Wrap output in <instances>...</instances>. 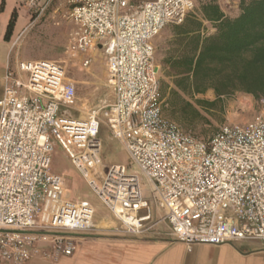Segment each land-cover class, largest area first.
I'll return each instance as SVG.
<instances>
[{
	"label": "built area",
	"instance_id": "2783aa9c",
	"mask_svg": "<svg viewBox=\"0 0 264 264\" xmlns=\"http://www.w3.org/2000/svg\"><path fill=\"white\" fill-rule=\"evenodd\" d=\"M55 1L21 3L37 20ZM57 1L75 25L69 56L89 70L94 53L102 50L114 99L75 119L70 110L79 112L77 88L65 62L7 67L0 99V264L72 257L73 234L97 230L95 208L65 197L66 180L52 169L56 145L121 222L122 233H143L154 203L165 213L161 221L174 242H258L264 248V98L252 121L224 125L208 140L164 114L154 41L168 26L182 25L197 2L208 0ZM225 4L235 6L233 0ZM102 121L138 173L104 167ZM143 182L150 186L149 198ZM117 206L137 225L126 223Z\"/></svg>",
	"mask_w": 264,
	"mask_h": 264
},
{
	"label": "trees",
	"instance_id": "16d2710c",
	"mask_svg": "<svg viewBox=\"0 0 264 264\" xmlns=\"http://www.w3.org/2000/svg\"><path fill=\"white\" fill-rule=\"evenodd\" d=\"M234 14H225L219 0L197 2L194 12L182 25L174 27L172 48L162 67L171 79V93L196 99L209 112L222 99L243 93L264 98V0H233ZM13 13L5 34L9 42L16 25ZM212 90L214 101L196 98ZM183 97V98H182ZM184 101L194 114L200 110Z\"/></svg>",
	"mask_w": 264,
	"mask_h": 264
},
{
	"label": "crops",
	"instance_id": "0c3cea01",
	"mask_svg": "<svg viewBox=\"0 0 264 264\" xmlns=\"http://www.w3.org/2000/svg\"><path fill=\"white\" fill-rule=\"evenodd\" d=\"M236 4L237 2H235ZM234 8L237 9V5ZM223 11L227 14L224 9ZM14 12L17 14V21L13 35L7 42L5 41V34ZM68 13V8L56 0L44 16L33 20L31 14L22 5L21 0H0V47L5 54L4 59L0 61V99L4 93L3 78L7 67L11 65L16 69L21 62H65L68 79L75 83L77 88L78 81L70 76L67 60H53L47 53L43 59L23 60L21 53L13 56V47L31 29H34L31 39L33 49L45 52L43 49L48 45L47 47L52 48L57 53L61 52L64 47L66 48L64 52L66 58L75 60L74 66L79 71L90 73V69L81 70L78 59L70 57L68 54L70 34L75 29L74 23L68 18ZM32 22H34L33 26L26 30ZM101 57L107 60L104 52L98 50L94 53L93 62ZM171 86L174 87L173 84ZM109 95V102H112L114 96L111 91ZM90 114L91 112L88 115ZM153 212V215H156V222L155 232L152 234L144 237L117 234L113 230L116 228V223L109 216H106L105 219L108 218L112 221L109 226L110 230L103 228V221H98L97 230L94 232L73 234L75 252L72 257L61 258L57 262L35 257L27 264H264V248L258 242H241L221 247L204 245L188 247L183 243L174 242L169 236L168 224L161 221L165 213L157 207H153ZM252 244L257 247H250ZM42 249L49 248L43 246Z\"/></svg>",
	"mask_w": 264,
	"mask_h": 264
},
{
	"label": "rangeland",
	"instance_id": "374dc122",
	"mask_svg": "<svg viewBox=\"0 0 264 264\" xmlns=\"http://www.w3.org/2000/svg\"><path fill=\"white\" fill-rule=\"evenodd\" d=\"M224 1L225 0H219L223 9L227 12V14H234L237 11V9L234 8L237 4L230 8L226 6ZM33 33L34 29H31L18 41V43L13 47V56L15 57L17 53H21L23 60L43 59L45 57V53H47L53 60H67L70 76L78 81L77 95L79 112L77 110H70L71 117L75 119L79 118L80 115L87 117L90 112L93 113L98 111L104 102H109L110 89L107 87V69L104 57L98 58L95 62H93L90 68V73H87L86 71H79L77 67L74 66L76 61L68 59L64 55L66 50L64 47L61 52L57 53L54 52L52 48L47 47L48 45L43 49L45 52L33 49V41L31 40ZM173 35L174 27L168 26L154 41L156 48L155 60L156 64L160 67L162 93L165 101V116L175 121L183 131L189 132L201 140H208L212 138L224 125L243 124L252 121L261 111V106L259 100L250 95L236 93L234 95L224 97L221 105H219V107L214 111L209 112L203 108H199L196 103V99L189 96H184V98L182 97L183 99H181L171 93L172 82L171 79L165 77L162 61L172 47ZM4 57L5 54H3V50L0 47V61L3 60ZM196 98L214 101L216 96L214 92L210 90L206 95L197 96ZM183 100L198 108L201 114H194L191 108H185ZM84 105H87L89 109L86 110ZM64 111L69 112L68 110ZM99 140L102 144V160L106 169L114 166H125L127 167L128 173H138L134 167L130 166L128 152L119 140L112 137L110 129L105 121L101 122ZM52 169L55 173L65 178L67 183L65 197L67 199H79L81 201H86L95 208L97 212L95 224H98V221H103V228L110 230L109 226L113 221L116 223V228L113 230H115L117 234L131 237H144L155 232L156 215L153 216L151 221L145 224L143 228L144 232L141 234H126L120 232L122 227L121 222H119L114 215L109 212L59 145L55 146ZM142 185L146 196L149 198L150 186L145 182H143ZM151 205L155 207L154 203ZM106 216H109L112 221L108 218L105 219ZM250 247L255 248L257 246L252 244Z\"/></svg>",
	"mask_w": 264,
	"mask_h": 264
},
{
	"label": "bare ground",
	"instance_id": "6f19581e",
	"mask_svg": "<svg viewBox=\"0 0 264 264\" xmlns=\"http://www.w3.org/2000/svg\"><path fill=\"white\" fill-rule=\"evenodd\" d=\"M85 104V103H84ZM86 104H87V102H86ZM84 108L87 110V109H89V107L87 106V105H84ZM115 211H116V213L117 214H119L123 219H124V221L126 222V223H129V224H131V225H137V222L134 220V219H131V218H128V217H126V216H123V212H122V209L120 208V207H115Z\"/></svg>",
	"mask_w": 264,
	"mask_h": 264
}]
</instances>
